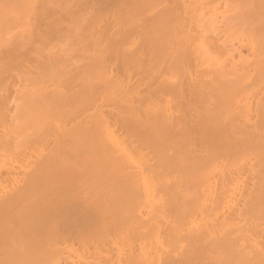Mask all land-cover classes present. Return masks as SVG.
Wrapping results in <instances>:
<instances>
[{"label":"bare ground","instance_id":"1","mask_svg":"<svg viewBox=\"0 0 264 264\" xmlns=\"http://www.w3.org/2000/svg\"><path fill=\"white\" fill-rule=\"evenodd\" d=\"M0 264H264V0H0Z\"/></svg>","mask_w":264,"mask_h":264}]
</instances>
